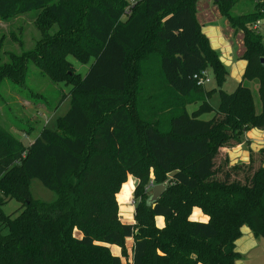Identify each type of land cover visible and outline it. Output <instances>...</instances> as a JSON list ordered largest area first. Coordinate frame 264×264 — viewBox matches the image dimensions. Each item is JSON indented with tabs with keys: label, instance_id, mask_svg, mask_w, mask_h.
<instances>
[{
	"label": "trees",
	"instance_id": "obj_1",
	"mask_svg": "<svg viewBox=\"0 0 264 264\" xmlns=\"http://www.w3.org/2000/svg\"><path fill=\"white\" fill-rule=\"evenodd\" d=\"M197 1L134 0L127 13L129 0H0L1 22L35 10V21L58 25L60 40L83 36L82 43L65 42L63 57L51 54L53 39L45 48L50 76L71 86L70 107L56 128L44 126L24 147L0 125V207L13 198L21 204L15 217L0 214V264H236L242 226L264 239V148L250 150L247 162L216 164L219 150L243 143L251 129L264 130V45L252 26L264 17L263 3L234 14L239 0L214 1L230 27L243 33L246 66L227 93L221 87L228 70L201 31ZM68 55L93 60L83 76L67 73ZM20 67L12 70L16 81L23 78ZM134 68L145 70L143 85L149 86L135 100L127 95L138 79ZM206 69L220 88L216 109L208 101L215 89L196 84L195 75ZM253 80L259 110L244 84ZM191 104L197 108L188 112ZM150 168L154 183L167 174L171 181L153 204L151 194L138 200ZM238 170L251 174L238 178L232 174ZM128 174L138 180L133 223L118 216ZM32 179L57 193L56 201L33 199ZM193 208L206 223L190 219ZM157 216L164 227L155 226ZM128 238L131 261H122Z\"/></svg>",
	"mask_w": 264,
	"mask_h": 264
},
{
	"label": "rangeland",
	"instance_id": "obj_2",
	"mask_svg": "<svg viewBox=\"0 0 264 264\" xmlns=\"http://www.w3.org/2000/svg\"><path fill=\"white\" fill-rule=\"evenodd\" d=\"M131 2L132 1L129 0V5L125 8L126 12L129 10L128 7L132 4ZM255 2L256 0H239L232 9V12L234 14L250 13L253 11ZM259 2L263 3L260 12L264 16V0H260ZM211 3H214V0H211ZM37 14L38 12L35 10L26 13H18L5 22L0 21V66H6L4 72H7L6 75L0 79V125L9 129L13 136L19 140L24 147H27L33 142L44 126L49 129H55L56 119L63 116L70 107L69 91L71 86L63 82L55 81L52 76H50L51 71L50 68L47 67L48 59L44 55L47 43L50 39H53L55 46L53 50H50L51 54L56 55L60 53L63 57L68 44L65 43L66 41L72 44L73 42H78L79 38H81V43L83 42L82 35L78 37V40L75 39L76 34H78L76 32L72 35H64L63 41L62 39L60 40L62 37L58 35V25L55 22H45L42 19L40 21H35ZM255 23H258L256 31L262 35L264 40V17L257 19L252 26ZM17 59L21 61H17ZM66 59L71 64H69L70 69H67V73H70L72 70L73 73H79L82 76L87 72L93 61L91 59L87 63H82L71 55L66 56ZM150 65L153 66L152 64ZM18 67L21 68L19 74H21L23 78L22 80L17 78L18 81H16L11 75H14L12 70ZM134 69L138 70V72H136L138 79L133 80V86L127 91V95L129 98L133 97L135 100V97L143 98V90L145 87L149 86L148 84L143 85L146 83L143 79L145 70L142 68ZM134 69H132L131 72H133ZM206 71L210 78V83H208L205 88L207 90L215 89V91L211 93L208 101L211 106L216 109L219 104L218 89L220 88L217 87L211 70L206 69ZM64 72H66V70H64ZM244 84L250 88L254 95L256 108L259 110L257 80L245 81ZM236 86L237 84L227 76L221 89L227 93H231ZM166 94H168V92H166ZM196 108L197 104H191L187 106V111L192 112ZM212 115L213 113L204 114L200 118L206 120L211 118ZM219 151L222 155L218 157L216 164L226 168V164H230L226 163L229 159L227 158L226 160L224 158L222 149ZM232 174L238 178H243L246 175H250L251 171L238 170L237 172L232 171ZM129 176L132 177V187L128 189L126 198H124V185L127 184ZM153 178V170L150 168V182L139 194L138 200L142 201L143 198L150 195L153 186L159 184H165L167 186L171 182L170 174L166 175V179L162 183H154ZM137 183L138 180L128 174L125 184H122L123 187L121 186L122 189L120 188L121 191L119 190L120 193H117L118 205L121 206L118 209V216L122 222H134L135 204L133 202V191ZM28 187L32 198L35 200L52 203L57 199V193L44 187L38 179H32ZM20 205L17 199H10L1 205L0 214L2 213L6 216L11 215L15 217ZM129 208H131V212L128 211ZM196 210H198L200 214H198V212L196 213ZM129 216H131V219L128 218ZM203 216L207 217L200 209L193 208L190 218L191 220H200ZM154 223L156 227L162 228L165 224L164 218L157 216L154 218ZM2 232L6 233V229L3 228ZM75 234L79 235L77 231H75ZM132 245L133 238L125 240L126 255L125 257H121L122 261H125V259L131 261ZM259 249L263 252V255L256 259L255 253H252L249 259L246 258L245 264H264V250H262L264 249V245L260 246ZM112 251L113 249H110V252Z\"/></svg>",
	"mask_w": 264,
	"mask_h": 264
},
{
	"label": "crops",
	"instance_id": "obj_3",
	"mask_svg": "<svg viewBox=\"0 0 264 264\" xmlns=\"http://www.w3.org/2000/svg\"><path fill=\"white\" fill-rule=\"evenodd\" d=\"M196 19L202 33L207 37L210 47L216 51L220 61L228 70V78L238 83L242 79L246 61L241 59L244 53L243 34L234 31L227 19L222 17L215 3L211 0H199L196 3ZM210 83V82H209ZM236 88V87H235ZM264 130L251 129L245 133V141L231 148H223L222 152L229 159V163L247 162L249 152L264 147L253 148L254 144H264ZM119 207H121L119 205ZM205 217V216H203ZM200 221H204L200 219ZM264 245L263 238L255 237L247 226H242L241 236L235 241V250L240 254L236 264H245L246 258L255 253L260 258L263 252L259 247ZM113 255L120 256V248L111 245ZM264 250V249H262Z\"/></svg>",
	"mask_w": 264,
	"mask_h": 264
},
{
	"label": "built area",
	"instance_id": "obj_4",
	"mask_svg": "<svg viewBox=\"0 0 264 264\" xmlns=\"http://www.w3.org/2000/svg\"><path fill=\"white\" fill-rule=\"evenodd\" d=\"M131 1H132L131 3L134 2V0ZM127 13H129V10L127 11ZM257 27H258V23H255L253 25V29L256 30ZM263 45H264V40H263ZM195 80H196V84L201 87H205L210 82V78L206 70H203L199 74L195 75Z\"/></svg>",
	"mask_w": 264,
	"mask_h": 264
},
{
	"label": "water",
	"instance_id": "obj_5",
	"mask_svg": "<svg viewBox=\"0 0 264 264\" xmlns=\"http://www.w3.org/2000/svg\"><path fill=\"white\" fill-rule=\"evenodd\" d=\"M165 189H166L165 184H159V185L153 186L152 193L148 199V202L150 204H153L154 202H156L160 198L162 193L165 191Z\"/></svg>",
	"mask_w": 264,
	"mask_h": 264
},
{
	"label": "clouds",
	"instance_id": "obj_6",
	"mask_svg": "<svg viewBox=\"0 0 264 264\" xmlns=\"http://www.w3.org/2000/svg\"><path fill=\"white\" fill-rule=\"evenodd\" d=\"M262 134H264V133H262ZM252 147L258 149L259 147H264V144H254V145H252ZM131 187H132V177L129 176L127 184L124 185V191H125V197H124V198H126L127 191H128V189L131 188ZM128 211L131 212V208H129ZM128 218L131 219V216H129ZM190 219H191V218H190ZM202 219H203L204 222L206 223L208 217H203ZM161 226H163V225H161Z\"/></svg>",
	"mask_w": 264,
	"mask_h": 264
}]
</instances>
